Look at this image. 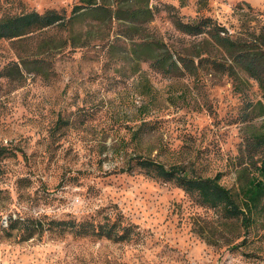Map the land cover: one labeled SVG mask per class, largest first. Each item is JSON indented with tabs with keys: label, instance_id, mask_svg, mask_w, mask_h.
I'll return each instance as SVG.
<instances>
[{
	"label": "rangeland",
	"instance_id": "1",
	"mask_svg": "<svg viewBox=\"0 0 264 264\" xmlns=\"http://www.w3.org/2000/svg\"><path fill=\"white\" fill-rule=\"evenodd\" d=\"M77 2L0 0V17L51 8L68 17ZM149 4L156 13L139 25H89L81 17L68 30L54 25L0 40V145L9 147L0 155V264H264V213L244 230L170 181L136 167L121 171L143 156L219 173L237 192V156L264 120L254 107L261 91L243 72L228 75L204 62L227 54L180 32L172 16L210 17L231 35L250 36L264 28V0ZM130 32L189 55L195 74L136 58L122 36ZM161 53L160 46L151 52ZM37 59L42 73L33 69ZM16 216L39 219L44 231L7 235ZM59 221L86 223L66 230ZM105 222L129 238L70 231Z\"/></svg>",
	"mask_w": 264,
	"mask_h": 264
},
{
	"label": "trees",
	"instance_id": "2",
	"mask_svg": "<svg viewBox=\"0 0 264 264\" xmlns=\"http://www.w3.org/2000/svg\"><path fill=\"white\" fill-rule=\"evenodd\" d=\"M155 13L156 9L149 4V0H78L72 5L68 17L64 11L52 8L42 12L31 10L1 16L0 40L19 39L54 25L68 30L81 17H89V25L112 24V21L139 25L150 21ZM172 21L180 32L189 36H204L226 52V61L208 54L204 62H209L210 67L233 76L241 71L257 82L261 97L254 103V107H259V115L264 119V28L258 33L252 31L250 36H240L229 34L223 26L216 24L210 17L185 21L175 14L172 16ZM122 36L133 42L132 53L135 57L149 59L152 68L168 73L182 68L184 71L195 74V66L189 55L171 50L160 40L151 36L131 32ZM156 46H160L163 53L151 54ZM137 47L143 49L141 53L137 52ZM18 56L22 65H25L23 56ZM34 62L36 63L33 68L35 71L38 73L45 71L42 60L37 59ZM13 65L20 69L18 62H13ZM7 150H9L8 146L0 145V155ZM262 158L264 159V120L259 129L250 130L245 137L244 148L237 156L235 173L238 188L235 193L220 182L219 173L203 176L180 163L165 164L152 158L135 156L133 162L128 161L127 166L121 171L130 172L136 167L150 176L170 181L181 187L187 194L194 196L200 204L214 208L226 222L238 223L245 230L264 213V161ZM258 161L261 163L257 166ZM57 223L64 225L68 230L69 225L73 227L77 224L80 227L86 222L59 221ZM98 227V230L92 229L85 232L70 231L74 234L102 235L116 241L129 238L127 231L119 232L114 223L105 222L98 224ZM7 229L9 236L14 235L15 229L21 230L25 234L23 238L44 231L39 219H26L20 216L9 217ZM242 241L236 245H240Z\"/></svg>",
	"mask_w": 264,
	"mask_h": 264
}]
</instances>
